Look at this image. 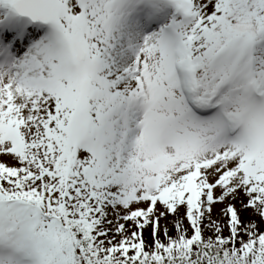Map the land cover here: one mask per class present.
<instances>
[{"label": "snow or ice", "instance_id": "1", "mask_svg": "<svg viewBox=\"0 0 264 264\" xmlns=\"http://www.w3.org/2000/svg\"><path fill=\"white\" fill-rule=\"evenodd\" d=\"M2 156L0 264H264V0H0Z\"/></svg>", "mask_w": 264, "mask_h": 264}, {"label": "rangeland", "instance_id": "2", "mask_svg": "<svg viewBox=\"0 0 264 264\" xmlns=\"http://www.w3.org/2000/svg\"><path fill=\"white\" fill-rule=\"evenodd\" d=\"M0 160H4V161H6V162H8L10 164L11 163H15V161H13L10 156H2V157H0ZM239 206H240L239 203H237V207H239ZM243 218L245 220L249 219L250 218V213H248V212L243 213ZM256 219H259V218L256 217ZM164 223H170V221H165Z\"/></svg>", "mask_w": 264, "mask_h": 264}]
</instances>
